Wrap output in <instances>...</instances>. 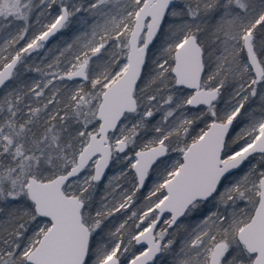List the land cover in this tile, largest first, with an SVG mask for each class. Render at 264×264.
<instances>
[{"label": "snow or ice", "instance_id": "1", "mask_svg": "<svg viewBox=\"0 0 264 264\" xmlns=\"http://www.w3.org/2000/svg\"><path fill=\"white\" fill-rule=\"evenodd\" d=\"M0 33V264H264V0H0Z\"/></svg>", "mask_w": 264, "mask_h": 264}, {"label": "trees", "instance_id": "2", "mask_svg": "<svg viewBox=\"0 0 264 264\" xmlns=\"http://www.w3.org/2000/svg\"><path fill=\"white\" fill-rule=\"evenodd\" d=\"M43 23H47V20H43ZM78 27V25H73L72 27H70L69 29L63 30V34L62 33H57V35L49 40L48 44L46 45V49H42L41 50V54L37 55L36 53H33V61L37 64V65H41L42 62L47 59L49 62H51L52 59H54L56 56H59V51L63 50L64 44L65 42H71V39L75 37V35H77L78 33L76 32V28ZM33 28L34 29H38L39 25H36L33 22ZM24 41H21V44H23ZM4 44H5V40H4V34L0 33V49L4 48ZM17 47H19V45H17ZM47 49H51V51H47ZM32 62V61H30ZM31 75L33 77H39L38 73H31ZM118 216L120 214H117Z\"/></svg>", "mask_w": 264, "mask_h": 264}, {"label": "water", "instance_id": "3", "mask_svg": "<svg viewBox=\"0 0 264 264\" xmlns=\"http://www.w3.org/2000/svg\"><path fill=\"white\" fill-rule=\"evenodd\" d=\"M53 38H54V37L50 38V40L53 39Z\"/></svg>", "mask_w": 264, "mask_h": 264}]
</instances>
